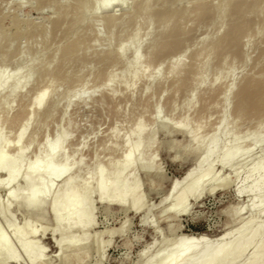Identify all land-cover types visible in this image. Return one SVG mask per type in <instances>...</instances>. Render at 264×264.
Listing matches in <instances>:
<instances>
[{
    "label": "rangeland",
    "instance_id": "1",
    "mask_svg": "<svg viewBox=\"0 0 264 264\" xmlns=\"http://www.w3.org/2000/svg\"><path fill=\"white\" fill-rule=\"evenodd\" d=\"M197 1L180 0L177 4L175 3L176 5H170L171 13L169 12L170 6L165 7L166 10L169 9L165 11V14L168 12V15H172V22L177 20V12L181 14L182 10L186 8L182 16H178L177 22L188 26L189 23L186 25V22H188L187 19L191 13V6ZM227 1L202 0L204 8L210 10L209 8L220 5L221 11L224 10ZM229 1L233 3L239 0ZM137 2L124 0L123 8L116 6L113 9L116 17L120 16L123 10L129 11L130 16L128 15L126 21L117 19L116 25L109 27L104 22V14L87 11V17L82 18L77 12L76 0H0V53L6 51L11 59L13 56V66L2 65L0 70L6 69L12 79V74L15 73L17 66L25 65L26 73L18 86L13 87L9 82L8 85L0 88V139L4 140L6 137L14 136L15 130L12 129V124L20 121L22 114L30 107V102L37 95L48 94L51 91V98L57 100L56 108L51 115L49 114L50 116H40L36 118L37 120L32 118L29 121L28 130L20 145L25 146L31 140L34 141V144L29 147L22 158L20 173L23 172V167L32 160L36 145L46 138L52 139L53 135L59 129H65V126H67V140L64 143L65 156L75 154L77 148H81L76 155L82 157L83 161H87L89 164L88 169H80L76 173V181L83 179L87 171H90L91 165H95L93 162L95 149H97V161L99 159L105 161L109 158L113 133L118 132L122 135L126 130L125 127L130 125L131 116L133 118L141 116L144 119L146 123L144 133L150 131V128L154 129L153 139L143 142V145L145 142L148 145L149 152L145 157L143 156L142 160L146 161L150 155H153V162L161 173L153 176L154 172H151L152 174L145 173L143 169H140L135 172V176L141 183V193L146 202L151 204L153 209L155 208L153 211L151 210L150 215L152 220L154 218V221L157 220L158 229L153 231L148 226H142L139 214L131 213L128 210L124 211L115 206H108L109 208L106 209L92 194L90 203L92 225L89 228V233L92 235L103 232L101 240L106 242V246L102 251L101 264H137L141 250L150 248V252H152L154 246L162 239L167 243L178 235L197 236L202 233L213 238L224 229L231 228L236 224L234 219L228 217V210L233 209L235 203L240 206V204H246L248 200L245 194L239 196L234 194L241 182V175L231 178L229 167H225L220 171V174H227L231 180L224 189H217L211 194L202 195L194 202L189 200L190 210L188 213L178 214L175 218L166 213H164L166 215L160 213L162 204L158 205V203L168 191L170 183L173 180L181 179L186 170L193 165L194 160L193 156L188 157V160L173 157L176 152L174 149H169L168 144L174 141L178 145H182L187 141V138L181 132L167 131L156 123H150L149 117L156 111V106L159 107V112L154 113L157 121L164 118L175 121L176 118L183 115L182 106L187 102L188 97H191L194 109L185 113L190 119L188 130L196 124L195 120L199 118L203 122H201L199 133L203 136L214 130L221 117L225 102L228 109V120L233 121L236 118L238 121L236 125L238 134L252 128L259 117L264 115V99L258 101L256 97V94L259 93L261 96L264 93V15L249 14L250 17L247 15L245 22L248 23H245V30L234 35L235 37L223 38L225 42L216 51L210 52L213 40L220 36L223 37L228 32L230 21L235 19V15L221 12L210 17L211 12H209L210 14L203 12V15H199L196 20H193L190 31L175 30L167 40H163V43H168L167 48L165 47L164 50L162 48L159 54L145 56V52L157 43V38L162 31L161 28H158V21H156L158 19L155 12L157 8L152 5L153 3L155 5L154 0H150V6L152 5L150 9H155L152 11L157 19L151 15L154 14L153 12L150 16L148 12L149 17H145L146 19H136L134 12L135 8H138L139 3L136 5ZM134 5L137 7L134 8ZM74 12L78 13L77 16ZM146 20L150 22L151 26L148 30L144 29L142 24ZM134 24L135 26H133ZM108 32L113 33L109 44L105 40ZM144 32L147 34L138 44L137 54L144 56L148 71L159 61L160 65L156 70L159 71L158 79L165 76L164 74L172 61L187 65L178 76L176 72L172 71L162 82L157 78L153 81L141 79L129 88V81L136 70L131 64L133 42L126 43V52L121 60L115 58L114 50L122 43L125 35L133 36ZM75 42L78 44L76 45L79 51L78 56L84 55V59H69V47L72 48V43ZM107 51L108 54H106ZM229 62H232V67L228 69L226 65ZM125 65H129L130 68L126 70ZM222 65L223 68L218 69ZM217 71L218 73H216ZM107 72H111L113 81H105ZM216 74L218 77L215 85H209L210 79ZM75 76H78V80L85 79L86 86H92V88L83 91L82 95L87 97L85 102L75 101L72 98L74 101L69 104V87L73 84ZM178 77L183 79L181 84H178ZM202 79L208 80V82L201 84L205 81ZM250 79H253L254 82L250 83ZM24 80L27 82L23 83ZM41 80H43L42 83ZM244 81L251 84V86H246V83L244 85L248 91L255 94L257 101L254 104L256 106L252 108L253 111L250 107L245 106V111L237 116L239 100L237 90ZM103 82L105 85L100 86ZM229 82L234 85V88L225 101L222 91ZM41 85H43L42 88H40ZM2 91H5L4 95ZM88 94L92 96L90 97ZM255 98L253 100H256ZM44 108H48L47 103ZM39 113L41 114V112ZM205 120L207 121L206 125H204ZM120 140L121 137L118 139V142L121 143ZM102 144H105L108 150H102ZM257 149L253 150L252 156L260 155V149ZM118 150L111 156L120 154L123 147ZM12 154L11 151H7L8 156ZM252 162L249 158L242 161L240 165L245 163L243 166L246 168ZM219 170V167L216 166L215 171ZM4 172V169H0V180L3 178ZM61 178L55 182L58 191L62 188ZM21 186L22 182L18 178L11 183L8 192L0 186V207L6 206L7 208L5 217L0 214V231L5 233L14 255L18 258V264H40L30 260L28 254L20 248L15 236V231L19 229H23L25 234H28L25 236L26 240H36L37 248L41 251L44 250L45 264H69V260L62 261L56 254V241L63 233L59 229L55 230L54 217L47 207H44L41 212H38L36 208L25 207L22 199L13 195ZM27 186L30 187L29 184ZM252 212L243 209L242 215L246 217ZM258 215L261 216L260 220H264V211L257 213ZM7 219L13 221L12 227L8 225ZM122 224L126 230L123 231L124 234L119 235L115 230ZM110 229H112V234L107 233ZM30 233H34V239L30 237ZM76 235H78V231L75 232ZM93 245L81 261L74 260L70 264H94L99 257ZM0 258L2 259V257Z\"/></svg>",
    "mask_w": 264,
    "mask_h": 264
},
{
    "label": "bare ground",
    "instance_id": "2",
    "mask_svg": "<svg viewBox=\"0 0 264 264\" xmlns=\"http://www.w3.org/2000/svg\"><path fill=\"white\" fill-rule=\"evenodd\" d=\"M76 1V8H78L77 12L82 18L87 17V11H89V13L104 14V22L109 27L115 26V21H117V19L126 21L130 13L127 10H123L122 14L120 13L121 15L116 17V13L113 12L116 6L123 8L124 0ZM134 1L137 2L136 0H133V2ZM249 1L239 0L232 3L228 0L224 10L221 11L222 7L220 5H216L208 10L204 8L202 0H198L191 6V13L187 19L188 22H186V25L189 23L188 26H183L182 23L177 22L186 8L182 10L181 14H179L180 12H177L178 15L173 13L177 15V20L175 19L172 22V15H168V12L165 14V11L169 9L171 13V6L173 4L176 5L180 0H154L155 5L154 3L152 5L157 8L154 10L158 19L153 12L154 10L152 9V11L150 9L152 6H150V0L138 1L136 3V5L139 3L138 8H135L137 6L134 5V8L137 10L134 9V14L136 13L135 17H137L136 19L147 17L148 12L150 16L151 12H153L154 14L151 15L157 19L158 28H161L162 31L157 38V43L151 46L144 55H156L161 53L162 48L164 50L166 46L168 47V43H163V40H167L168 36L175 30L190 31L193 20H196L199 15H203L204 13L207 14V12L208 14L211 12L210 17L211 15L213 16L221 12L235 15V19L230 21L231 24L228 32L225 33L223 37H217L211 43L212 50L210 52L216 51L221 44L225 42L223 38L226 37L228 39L245 30V23H248L245 22L247 15L248 17H250L251 14L255 16L264 15V0ZM165 7H169V9L166 10ZM180 9L179 11H181ZM77 12L76 14H78ZM142 24L146 30L151 28L148 20L144 21V23L142 22ZM133 26H135V24ZM112 34V32H108L105 38L107 44H109L108 42H110ZM145 34H147V32L133 36L125 35L122 43L114 50L115 58L121 60L126 52V43L129 41L133 42L134 48L131 64L136 70L129 81V88L134 86L141 79L153 81L158 77L159 71L156 70L159 68V61L148 71L144 56L142 57L137 54L138 44L143 41ZM72 45V48L69 47V59H84V55L78 56L79 51L76 46L78 44L75 42L72 43ZM108 53L107 51L106 54ZM11 57L12 59L8 57L6 51L1 52L0 66H13V56ZM201 62H203V60H201ZM186 65L187 64L178 63V61H172L164 74L165 76L159 77L157 80L162 82L172 71L176 72L178 76L183 68H186ZM24 67L25 65L17 66L15 73L12 74V79H10L6 69L0 70V88L8 85L9 82H11L13 87L18 86L26 75ZM231 67L232 62H229L226 68L229 69ZM129 68V65H125L126 70ZM221 68H223V65L218 69ZM44 69L46 70V68ZM216 73H218V71ZM217 77L216 74L210 79L208 84L211 86L213 84L215 85ZM69 78H71L70 75ZM73 78V84L69 87V104L74 100H82L85 102L87 97L82 95V93L83 91L91 89L92 86H86L85 79L78 80V76ZM182 80V77H178V84H181ZM203 80L205 79H202V81ZM252 80L253 79H250V83L254 82V80ZM105 81H113L111 72H107ZM25 82L27 81L24 80L23 83ZM42 82L43 80H41V83ZM184 82L185 79L183 83ZM198 82L200 83L201 80ZM204 82H208V80L201 82V84ZM244 84L246 86H251L248 81H244L242 86L237 90L239 98L237 116L245 111V106L252 109L256 106L254 104L257 99L258 101L264 99V93L261 96L259 93L256 94V99L254 96L255 94L250 90L248 91ZM101 85L104 86L105 83L103 82L100 86ZM42 86L43 85H41L40 88H42ZM233 88L234 85L230 82L225 85L222 91L225 101L228 99V95ZM2 93L4 95L5 91H2ZM51 96V91L50 93L48 92V94L44 93L37 95L36 98L30 102L31 105L25 110L23 113L24 115L22 114L20 121L18 120L17 123L12 124V129L15 130L14 136L6 137L4 140L0 139V169H4L5 171L3 178L0 180V186L8 192L10 191L11 183L14 179L18 178L19 181L22 182V186L16 190L13 195L22 199V203L25 207L36 208L38 212H41L44 207H47L48 211L54 217L55 230L59 229L63 233L56 241V254L60 260L65 262L69 260V264L74 260L79 262L85 257L91 245L94 244L93 248H96L99 257L94 264H101L102 251L104 246H106V242L101 240L103 232L94 233L92 235L89 233V228L92 225V212L90 207L92 194H94L95 199L99 200L106 209L108 206H115L124 211L128 210L131 211V213L139 214L142 226H148V228H152L153 231L158 229L156 226L157 220L154 221L155 218L152 220L150 215L151 210L153 211L155 208L153 209V206L146 202L141 193V183L135 176V172L140 169H143L145 173L154 172L153 176H155V174L160 175L161 173L158 166L153 162V155H150L146 161L142 160L143 156L145 157L149 152L148 145H146V142L144 143L145 145H143V142L153 139L154 129L150 128V131L144 133V128H146L144 119L141 116H135L134 118L131 116V119L128 118L130 119V125L125 127L126 130L122 135L118 132L113 133L109 158L105 161H101L100 159L97 161L96 156L98 155L97 149H95V156H93L95 165H91L90 171H87L83 179L76 181V173H78L80 169H88L89 164L87 161H83L82 157L80 158V156L78 157L76 155L81 148H77L75 154L65 156L64 143L67 140V126H65V129H59L53 135L52 139L46 138L36 145L32 160L23 167V172L20 173L19 170L22 158L29 147L34 144V141L31 140L25 146L22 144L20 145L21 140L28 130L29 121L32 118L36 119L40 116H50L56 108L57 100L52 99ZM88 96L91 97L92 95L88 94ZM262 96L263 98H261ZM252 97L256 100H253ZM72 98H74V100ZM262 101L263 100H261V102ZM46 103L48 104V108L45 109L44 106ZM211 106L214 107V105ZM182 107L184 113L176 118L175 121H171L168 118L157 121V117L154 113L159 112L158 106H156V111L149 117L150 123H156L162 128L167 129V131L181 132V134L183 133L186 136L187 141L182 145H178V143L174 141L168 144V148L174 149L176 152L173 156L174 158L184 160L193 156L194 160L193 165L186 170L181 179L176 181L173 180L170 183L168 191L158 203V205L162 204L160 213H166L170 217L175 218L178 214L188 213L190 210L189 200L194 202L202 195L211 194L217 189H224L231 180L227 174H220V171L225 167H229L230 173L233 175H231V178L240 177L241 175V182L234 191V194L235 196L245 194L248 200L246 204H240V206H237L235 203L237 207L234 205L233 209L228 210V217L236 221L233 227L224 229L213 238L208 237L207 234L201 233L197 236H190V234L178 235L167 243L162 239L154 246L152 252H150V248L149 250H141L138 255L139 262L137 264H264V220L259 219L261 217L260 215L257 216V213L264 211V115L259 117L252 128L247 131L245 130L242 134H238L236 131L238 121L236 118L233 121L228 120V109L225 102L221 117L214 130L212 128L213 131L211 133L209 132V134L203 136L199 133V129L202 125V121H200L199 118H195L196 124L188 130L190 119L185 113L192 108L194 109L191 97H188L187 102ZM43 108L44 110H42ZM39 112H41V114ZM204 122V125H206L207 121L205 120ZM120 137L121 143L118 142ZM101 146L102 150H108L105 144ZM121 147H123V150H120V154H116V156L112 157L111 155L114 154L115 151H119L118 149ZM255 148H258L257 150L260 149V155L252 156V152ZM7 151H11L13 154L8 156ZM249 158L253 162L248 167L244 168L243 165L245 163L240 165L242 161L248 160ZM216 166L219 167V171H215ZM131 171H133V173H131ZM60 178L62 188L58 191L55 182ZM27 184H29L30 187H28ZM59 201H61V203H59ZM229 207L232 206L229 205ZM243 209H248L253 212L243 217ZM6 211V206L0 207V214L4 217ZM7 221L8 225L12 227L13 221L11 219H7ZM111 230L112 229H110V231L108 230L107 233L112 234ZM125 230L122 224L115 231L119 235H122ZM12 231H14V229H12ZM76 231H78V235L75 236ZM25 233L23 229L15 231V236L20 248L28 254L30 260L45 264L44 250L42 249L41 251L37 248L36 240H26L25 236L28 234ZM29 235L33 237L32 239L35 238L34 233H30ZM10 246L11 245L5 237V233L0 231V257H2V259L0 258V264H18V258L14 255Z\"/></svg>",
    "mask_w": 264,
    "mask_h": 264
}]
</instances>
